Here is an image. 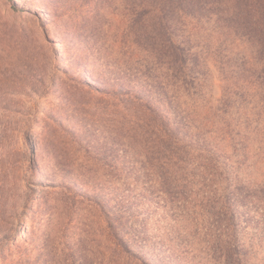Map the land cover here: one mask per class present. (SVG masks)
<instances>
[{
    "label": "rangeland",
    "instance_id": "rangeland-1",
    "mask_svg": "<svg viewBox=\"0 0 264 264\" xmlns=\"http://www.w3.org/2000/svg\"><path fill=\"white\" fill-rule=\"evenodd\" d=\"M155 5L0 0V264H264L262 69Z\"/></svg>",
    "mask_w": 264,
    "mask_h": 264
},
{
    "label": "trees",
    "instance_id": "trees-1",
    "mask_svg": "<svg viewBox=\"0 0 264 264\" xmlns=\"http://www.w3.org/2000/svg\"><path fill=\"white\" fill-rule=\"evenodd\" d=\"M161 28L169 32V48L182 61L177 37L179 25L187 18L214 21L249 48L254 64L264 76V0H155ZM186 42V40H184ZM187 43V42H186ZM185 60V58H184Z\"/></svg>",
    "mask_w": 264,
    "mask_h": 264
}]
</instances>
